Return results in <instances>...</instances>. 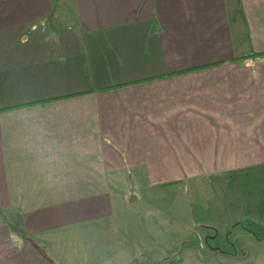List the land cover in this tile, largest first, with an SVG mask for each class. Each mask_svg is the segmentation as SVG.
Segmentation results:
<instances>
[{"label":"crops","instance_id":"1","mask_svg":"<svg viewBox=\"0 0 264 264\" xmlns=\"http://www.w3.org/2000/svg\"><path fill=\"white\" fill-rule=\"evenodd\" d=\"M248 170L264 177V0H0V264H68L58 240L112 227L130 192L213 176L246 192L215 195L226 231L197 227L243 230L257 251L264 186L238 184ZM163 222L147 232L156 263L170 244L176 264L237 259L185 252L196 230L180 221L171 241ZM114 243L100 264L128 263Z\"/></svg>","mask_w":264,"mask_h":264},{"label":"rangeland","instance_id":"2","mask_svg":"<svg viewBox=\"0 0 264 264\" xmlns=\"http://www.w3.org/2000/svg\"><path fill=\"white\" fill-rule=\"evenodd\" d=\"M246 173L250 174L241 175L239 177L240 180L237 182L238 184L244 183L243 185L247 187L255 186L257 184L259 186H264V177L259 176L257 170L256 172L248 170ZM228 177L230 176H213L211 180H206L207 183L205 180L192 182L191 184H184L182 188L181 186H171L167 189L159 188L158 190H148V192H146V190L130 192L132 195H130L131 197H129V199L132 201L129 199L124 200L125 203L123 204L125 207L121 208L120 213L116 214L112 227H110V224L108 226L103 225L99 228H81L79 230H74L64 238L59 239L58 243L64 245L62 248L67 250V253H65L62 257L64 258V261L68 262V264H100L102 261L101 256L104 255L107 252V249L110 248L111 236H113L115 239L114 248L115 250L121 251L122 257L126 258L125 254L128 253L127 255L129 260L131 259V262L139 259L134 261V264H158L156 263L155 255L150 254V239L147 232L149 226L153 230V224L156 221L163 220L167 223L163 222V224L168 225V235L171 241L176 240V237H182V233L184 231L179 227L180 221L186 223L185 225L188 227L192 226L196 230V236L190 240H184L185 252L190 249H200L203 250L201 253H198L201 256H208L210 253L218 256L223 253H229L232 256L237 257V259L234 261L226 259V264H241L245 249L241 246L233 248L232 245L242 243L247 249L249 248V254L244 256L245 260L247 259V264H261L264 262V248L261 246L258 247V249L256 248L257 251H253L251 245L256 242L253 237H249L250 239H237V237L244 235V233H242L243 230H232L231 232L222 234L224 237L223 240H214V237L211 236L212 232L208 233L203 228L197 227V223H201V221L204 222L207 218H212V220H216L218 225H220L219 227L222 232L226 231L225 224L223 222V218L226 216V211L225 209L221 211L222 206L218 207L217 203H215V195H218V197H221V199L224 200V198H227L228 195L230 196L232 194V198L234 197L239 201L244 198V194L246 192L242 191L240 187H238V190L237 187H235L236 190L234 189L230 192L231 187L229 184L230 181L227 179ZM205 185L209 186L211 189L206 192L202 191V194L201 192L197 194L196 191L203 190ZM244 186L243 188H246ZM178 190H180L179 193ZM195 193L196 196L194 197ZM208 193L214 194H212L213 200L210 204L206 203V199H209L206 198ZM136 195L139 196L140 199H137ZM170 195H174V197ZM168 198L175 199L167 200ZM245 199L250 202L253 198L246 197ZM228 201L229 199H226V202H223V205H229ZM151 203L160 205V208H158L160 213L151 209L149 206ZM161 216L164 217L160 218ZM166 216L178 218V223L169 224ZM125 225L127 226L126 230L128 232L124 231ZM247 227H249L248 231H255V234H257L256 238L262 239V237H264V232L262 233L257 230L259 228L254 224H252V226L247 225ZM207 235L209 237H206ZM246 236L249 235L245 234L244 237ZM56 240L54 239V241ZM184 241L180 244H183ZM66 244H68V246H66ZM100 246L103 247V251L100 255H98L97 252ZM180 246L178 247L177 245L170 244L168 251H165L166 254L162 256L167 259L164 262H172L167 264L181 263V258L183 257L179 254H182L183 246ZM41 250L46 254L48 252L47 248H42ZM121 260L122 262L120 264L126 263L124 258H121ZM129 260L127 264H131V262L129 263ZM221 260H224V258ZM186 264L196 263H191L189 260Z\"/></svg>","mask_w":264,"mask_h":264},{"label":"water","instance_id":"3","mask_svg":"<svg viewBox=\"0 0 264 264\" xmlns=\"http://www.w3.org/2000/svg\"><path fill=\"white\" fill-rule=\"evenodd\" d=\"M208 242V241H207Z\"/></svg>","mask_w":264,"mask_h":264}]
</instances>
